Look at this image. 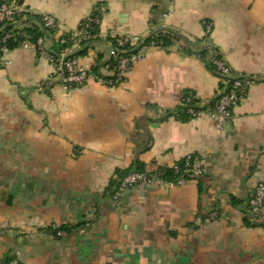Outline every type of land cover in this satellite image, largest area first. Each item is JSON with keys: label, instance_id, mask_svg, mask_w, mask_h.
Returning a JSON list of instances; mask_svg holds the SVG:
<instances>
[{"label": "crops", "instance_id": "0c3cea01", "mask_svg": "<svg viewBox=\"0 0 264 264\" xmlns=\"http://www.w3.org/2000/svg\"><path fill=\"white\" fill-rule=\"evenodd\" d=\"M23 3L33 15L54 17L62 33L99 16L107 39L74 53L88 48L79 67L93 72L100 63L105 78L116 58L108 39L144 40L159 31L183 39L145 49L116 87L89 81L43 91L54 72L47 58L32 46L7 53L0 66V264H264V210L259 223L246 216L264 182V0ZM212 50L252 81L234 118L222 129L207 114L164 120L187 92L199 108L211 107L223 83L210 68ZM189 156L204 170L201 179L136 187L113 206L116 185L137 161L156 176ZM62 228L67 235L58 237Z\"/></svg>", "mask_w": 264, "mask_h": 264}, {"label": "built area", "instance_id": "2783aa9c", "mask_svg": "<svg viewBox=\"0 0 264 264\" xmlns=\"http://www.w3.org/2000/svg\"><path fill=\"white\" fill-rule=\"evenodd\" d=\"M30 14L29 10L25 7L22 0H2L0 4V26L7 24H17L21 28V21L26 19ZM44 27L55 32V38L57 41H61L62 44H69L70 48L66 51H62L58 54L52 52V48L49 47V43L53 44L51 38H40L35 45L25 42L20 47L32 46L36 52L47 58L49 63L53 67V74L41 83L40 88L43 91L50 90L55 83H60L67 88H81L86 86L89 81H96L102 84H106L109 87H116L122 84L129 73L132 72L134 66L139 63L145 57V49L147 48H159L155 44L150 47L141 48L137 52L127 55L125 51H116L117 54H122L119 57L117 68L112 70L113 75L109 78L101 77L94 74L92 71L81 69L78 65L77 58L70 59V55L75 50L81 49L86 45L91 44L94 41L106 40L107 37L100 32L101 18L99 16L92 15L88 17L81 26L72 32L62 33L61 26L56 19L50 15H41ZM207 31L211 32V25H207ZM68 35L66 39H61L62 35ZM17 34H5L1 41L0 46V66L7 65L9 62L6 60V55L10 52L6 43L9 40L16 41ZM117 40L118 46L121 48L130 44L132 47L138 48L143 39L138 37H120L114 38ZM115 55V56H116ZM218 76L221 78L224 84V88L219 91V100L213 107L200 113H196L193 109L189 110V113L193 117L199 118L203 114H207L209 118L215 123L218 129H222L223 125L231 121L234 118V111L237 105H239L246 97L248 90L252 84V81L243 77L234 75L229 65L224 60L215 61ZM231 82V84H229ZM185 167L182 169L178 165H175L173 169L176 174L181 175L177 181L167 182L159 177L149 175L148 173H131L119 182L118 189L114 196H112V204L115 208H118L122 199L127 192L136 187L141 186H154L156 184L166 186L183 185L189 180H199L204 176V170L197 166L193 157L189 156L185 158ZM264 210V182H259L253 192V195L248 203L246 209V216L248 221L253 225L259 223L263 219ZM66 231H58L57 236H66ZM8 264H21L18 260L13 259Z\"/></svg>", "mask_w": 264, "mask_h": 264}, {"label": "trees", "instance_id": "16d2710c", "mask_svg": "<svg viewBox=\"0 0 264 264\" xmlns=\"http://www.w3.org/2000/svg\"><path fill=\"white\" fill-rule=\"evenodd\" d=\"M22 2H23V0H22ZM1 3H2V0H0V4ZM20 26H21V28H19V25L14 24V23L7 24V25H1L0 26V46H1V41H2L3 37L5 36V34H17L18 33V35L16 37L17 38L16 41L9 40L6 43V47L9 51H13V50L21 48L20 46H22L23 43H25V42H29V43L35 45L40 38H51V40L53 41L51 48H52V52L55 54H58L62 51H66L67 49L70 48L69 44H62L60 40L59 41L56 40L55 32L44 27V23H43L41 16L33 15L30 13L28 15V17L26 18V20L21 21ZM67 37H68V35L64 34L61 36V39H66ZM179 39H183V38L176 36L174 34H171V33L159 31V32L149 36L148 38L144 39L143 43L138 48L132 47L130 44L125 45V46L120 48L118 46L116 39H108V40H109V42H111L113 44L116 51H119V50L125 51V52H127L126 54L129 55V54L137 52L141 48L150 47L152 44H155L159 48L166 49V48H169L173 44L174 41H177ZM94 42H96V41H94ZM94 42H92V43H94ZM187 45H188V43H187ZM87 52H88V48L87 49L85 48L79 52L73 53L72 55H70L69 58L70 59L79 58L81 56L86 55ZM183 52H185L187 55L192 54L191 49H189V48H183ZM208 54H209V51L205 50V51L199 52L198 55L203 60H205L207 58ZM212 54H213V64L210 63V68L212 71L217 73L215 61L222 60V59L220 58V56L216 55L215 50H212ZM121 56H123V55L117 54L115 56L116 58H113L110 62H108V65L110 66L111 70H115L117 68L118 59ZM99 68H100V63H98V65L94 68L93 73L98 75ZM229 84H231V82ZM223 88H224V84L222 83L220 86V90ZM219 98H220V96H217L216 99L213 100L211 107L214 106V104L219 100ZM198 103H199V101L196 99L195 94H193L192 92H187L182 103H181V106L174 112L168 111L165 115L164 120L169 118V117H176L177 119H179L181 121H189L190 119H195V117H193V115H191L189 113V110L193 109L196 113L203 112L204 110L199 108ZM185 163L186 162L184 159L183 161H181L177 165L183 169L185 167ZM136 172L137 173H148L144 170L143 165L137 161L134 168L127 171L124 174V176L121 177V180L124 179L127 175H129L131 173H136ZM149 175H151V174H149ZM153 176H154V174H153ZM156 176L159 177L160 179L164 180V181L173 182V181H177L181 175L176 174L175 170L172 168V169L161 170L160 172L157 173ZM118 186H119V183L116 185V188L113 191L112 196L115 195L116 190L118 189ZM59 230L60 231H66V232L68 231V229H66V228H62ZM59 230L55 231L56 235H57V232Z\"/></svg>", "mask_w": 264, "mask_h": 264}]
</instances>
